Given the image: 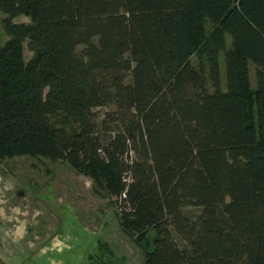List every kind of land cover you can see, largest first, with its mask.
I'll return each mask as SVG.
<instances>
[{"label": "trees", "instance_id": "obj_1", "mask_svg": "<svg viewBox=\"0 0 264 264\" xmlns=\"http://www.w3.org/2000/svg\"><path fill=\"white\" fill-rule=\"evenodd\" d=\"M0 9L32 20L8 19L12 39L0 46V163L45 157L90 176L145 246V264H264V0H0ZM189 206L201 208L196 219Z\"/></svg>", "mask_w": 264, "mask_h": 264}, {"label": "rangeland", "instance_id": "obj_2", "mask_svg": "<svg viewBox=\"0 0 264 264\" xmlns=\"http://www.w3.org/2000/svg\"><path fill=\"white\" fill-rule=\"evenodd\" d=\"M32 24L25 13L11 16L0 9V46L12 39L6 21ZM205 34L214 29L206 23ZM22 57L29 62L35 52L21 41ZM233 48L225 35L219 53L221 85L226 90L225 53ZM83 46L76 55L81 58ZM196 67L200 59L191 57ZM205 60L206 72L208 71ZM249 86H257L255 66L248 63ZM107 108L97 109L100 117ZM20 194V195H19ZM105 190L68 162L45 157L13 156L0 163V264H145V246L122 231L119 209ZM191 219L200 207H185ZM149 235L153 232L150 231Z\"/></svg>", "mask_w": 264, "mask_h": 264}, {"label": "water", "instance_id": "obj_3", "mask_svg": "<svg viewBox=\"0 0 264 264\" xmlns=\"http://www.w3.org/2000/svg\"><path fill=\"white\" fill-rule=\"evenodd\" d=\"M20 195V194H19Z\"/></svg>", "mask_w": 264, "mask_h": 264}]
</instances>
